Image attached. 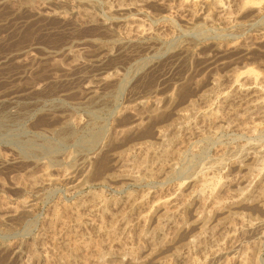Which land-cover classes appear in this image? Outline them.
<instances>
[{
	"label": "rangeland",
	"instance_id": "1",
	"mask_svg": "<svg viewBox=\"0 0 264 264\" xmlns=\"http://www.w3.org/2000/svg\"><path fill=\"white\" fill-rule=\"evenodd\" d=\"M168 3L0 0V264H46L44 256L47 264H93L81 254L68 256L65 243L69 237L101 241L97 223L108 229L112 216L109 229L121 232L123 221L117 219L121 210L128 213V195L160 194L203 167L215 166L206 183L223 198L235 187L217 181L230 171L233 156H244L251 142L264 148V119L256 112L245 113L237 99L212 102L224 106L228 125L209 123L197 111L205 108L204 97L230 85L231 74L247 68L264 73V19L247 20L228 32L219 29V22L196 27L186 22L190 12L180 9L178 0ZM117 4L131 8L107 10ZM137 27L150 31V38L128 42ZM215 42L237 49L217 53ZM249 119L262 131L253 136L241 131L240 125ZM159 130L165 134L163 141L157 137ZM147 145L160 154L167 150L176 172L139 182L119 178L126 168L124 158L140 160ZM222 148L227 151L220 163ZM179 153L182 157L176 156ZM254 163L250 161V166ZM242 174L234 168L230 176L237 179ZM93 197L109 205L107 212L89 213L86 205ZM196 208L191 204L188 212ZM236 210L227 219L207 224L205 240L189 249L188 231L179 233L180 243L173 247L162 241L173 235L169 228L165 238L140 239L139 230L130 232V244L138 249L161 247L163 264H234L230 256L242 254L250 256L246 264H264V226L236 232L232 240L224 238L229 219L239 227L238 212L258 222L264 219V210L253 203ZM55 213L61 215L58 224L51 221ZM128 214L125 222L134 219ZM76 216L84 221L81 225ZM191 228L194 235L198 228ZM219 241L229 254L207 258ZM120 260L110 257L105 263L132 264Z\"/></svg>",
	"mask_w": 264,
	"mask_h": 264
},
{
	"label": "bare ground",
	"instance_id": "2",
	"mask_svg": "<svg viewBox=\"0 0 264 264\" xmlns=\"http://www.w3.org/2000/svg\"><path fill=\"white\" fill-rule=\"evenodd\" d=\"M147 1H149V2L155 1V2H158L160 4L162 3L164 5L169 4L168 3L169 0H147ZM117 5H116L117 8L113 9L112 7H110L107 10L110 13H113L114 11H121V12L125 11L126 12V11L130 10V8H131V6L129 4H128L129 6H127L126 4H123V5L117 4ZM141 7H140V9H142ZM178 7L180 9H185V10H188L190 12V17L186 18V22L188 24L196 26V27H205L206 25L212 27V26H215V24L219 22V24H220L219 29L222 31H227V32L235 30V28L245 24V22L247 20L250 21L251 19H260V18L264 19V0H178ZM248 23L249 22H247V24ZM150 35H151L150 31L146 30L145 28L137 27V29L133 35H131V36L126 35V36H128L126 38V40L128 42L138 43V42L143 41L144 39L150 38ZM158 35H159V38L161 40L165 39L163 34H158ZM173 36H175V35H173ZM214 45L216 46L217 53H218V51L224 53V52H229L234 48L237 49V46H235L233 44H228L226 46H223L222 44L215 42ZM229 81H230V85L227 86L226 89L224 88L221 93L213 94V95H209L207 97H204L205 102H206V106L203 110H197L199 115H201L204 118V120L209 122V123H212V124L224 123V125L225 124L228 125L230 123L229 121H231V120L229 119V121H228L227 118H229V117L228 116H227V118L225 117L226 112H224V114H223L222 111H223L224 106H219V105L218 106H212V102L216 99V100L220 101L221 103H223V102L226 103V101H228L230 99H235V100L237 99L238 103L240 102L241 105L242 104L244 105L243 108H244L245 113L256 112V114L258 116H260L261 118L264 119V73H258L252 68H247L246 70L237 71V72L231 74L229 76ZM151 101H153V100H151ZM231 102H230V104H231ZM235 103H237V102H235ZM142 104H143V101L138 102V105H142ZM151 107H153V106H151ZM126 109L128 110V108H126ZM129 109L131 110L132 108L130 107ZM231 109H233V107ZM224 111H226V109ZM227 113H228V111H227ZM244 116H246V115H244ZM248 118H250V117L248 116ZM236 121H237V119H236ZM239 121L241 122V120H239ZM184 125H186V124H184ZM187 126L188 125H186V127ZM240 127H241V131H244L245 133H247L250 136H253L254 134L256 135L257 134L256 132H258V131H262L261 127L258 126L254 121H251V120H250V122L242 123L240 125ZM162 132L161 131L158 132L157 137H158V139L163 141V140H165L163 138L165 134H163ZM141 149H144V147L141 146L140 150ZM232 149H234V148H232ZM249 149H251V150H249ZM164 150H166V149H164ZM219 151L221 152L219 154L220 155L219 162H220L221 156H224V153H226L227 150H226V148L225 149L222 148ZM166 152H167V150H166ZM166 152L164 151L161 154L157 153V151L153 150L151 146L147 145V146H145V152H144L145 154L142 153V157L140 158V160L136 161L137 159L136 158L133 159L132 158L133 156L131 157V155H128L125 158L123 157L124 158V164L126 165V166L125 165L124 166L126 168L123 166V168H125V169L124 170L121 169L122 172L120 171L121 173L120 174L118 173L117 176L119 178L123 179L124 181L139 182V181H142L145 179H154L158 175L159 176H162V175L167 176L170 173H174V172H176L175 163L174 162L171 163V161L168 160V158L165 155ZM173 152L174 151L170 152V154ZM182 154L179 153L176 156L182 157ZM136 157H138V156H136ZM174 157L175 156H172V159ZM216 157H217V155H216ZM263 157H264V148H262L261 145H258L256 143H252V142L248 145L247 151L245 152L244 156H233V158L229 162L230 171L225 173V176L223 179L222 178L219 180L217 179L218 180L217 182H218V184H220V186H223V187L224 186H228V187L232 186V188L235 187L233 192L229 191V194L224 195L225 197L222 196L223 198L220 197L221 196L220 194H219V197H220L219 198L212 190H210L212 188H209L208 187L209 185L206 183V180H207L206 178L209 176L210 172L214 169L215 166L203 167L194 176H192L190 179H188L186 182H181L180 184L173 186V188H171V190H168L166 192H163L160 194H159V192H158V194H155V193L151 194L150 193L148 196H141V197H134L133 195L132 196L128 195L126 197L127 198L126 203L128 204V213H131L130 217H132V215H134V219L131 221L130 220L127 221V219H126V222H125L124 219L126 218V215H129V214L126 212L122 213V210H121L122 214L118 212L120 214V216H119L120 218L117 219V221L118 220L123 221L122 222L123 225L121 227V232H116L115 230L109 229L110 223L109 224H107V223L112 219V217H113L112 216L111 219L110 220L108 219L109 221L107 220V223H106V226H108V229L104 228L105 227V226H103L104 223L102 225L97 223V228H98L97 234L99 235V237L101 236V239H100L101 241H99V242L91 241V240L90 241L89 240H83V238L78 239L79 237H77V236H76L77 237L76 240H72L71 237L68 238L67 236H65L68 238L67 243H65L67 246L66 250H68L67 255L73 256L75 254L76 255L81 254L83 257L92 258L93 264H104L105 261L110 259V257L111 258L112 257H116V258L118 257V259H121L122 261L126 260L132 264H141L142 262H145L148 259H150V261L154 262V264H163V260H162V258H160V257H162V256H160V253L163 250L161 247L160 248L159 247H156V248H146V247L142 248L141 247V249H138L140 247L136 248L137 246L134 247L133 243L130 244V238H131V237L129 238L130 232H133V231L138 232V230H139L138 235H139L140 239H146V238H149L150 236L153 238L154 237L165 238L164 237L165 236V230H167V228L172 229L174 231L172 233L173 235L170 234L171 235L170 240L166 241V238H165L162 241L165 242V244L167 243L166 244L167 246L170 245L173 247L176 245L175 244L176 241H178L177 239H178L179 233L183 232V231H185V232L188 231L186 233L187 236L185 237V240H186L187 248L189 249L192 245H194L198 242H201L202 240H205L206 230H207L205 227L207 224H210L212 221L214 222V220H216V219H227V218H229V216L231 214L233 215V213L237 212L236 209L238 208V206H240V205L243 206V205H248L250 203H253L255 206L264 210ZM172 159L170 158V160H172ZM250 161L256 162V163H254L255 165L250 166ZM234 168L242 171L243 174L240 176V178L235 179L233 176H230L231 172L233 171ZM215 169H216V167H215ZM66 174H67V172H66ZM65 177L70 178V176L67 177L66 175H65ZM158 178H160V177H158ZM93 198L94 199L88 205L85 204L86 207L89 208V213L95 214V213H98L99 211H101L102 213L107 212L109 205L107 207L105 205L106 203H104V202H103L104 204L98 203L97 198H95V197H93ZM124 200H126V199H124ZM191 204H197L198 208H196L194 210L192 209L193 210L192 212H188V209L190 208ZM194 206L196 207V205H194ZM66 208H67V206H66ZM111 209H113V208H111ZM65 211H66V209H65ZM79 211H80V209H79ZM76 212L77 211L75 210V213ZM75 213H72V214H75ZM113 213H114V211H113ZM243 213L238 212V214L236 215V218L234 216L235 220L237 219V221L239 222V227H237L235 224L229 222L230 219L227 221V223H226L227 230H226V232H224V234H225L224 238H226V240H227V238L231 239V240L234 239L236 232H243L245 234V232L246 233L253 232L254 230L264 226V219H261L258 222H251L248 219H246V217L244 216ZM114 215L116 216V214H114ZM60 216L61 215H59L58 213H55L52 216L51 221H54L56 224H58L57 222H59ZM93 216H95V215H93ZM79 217H81V215H79ZM130 217H129V219H130ZM71 218H73V217H71ZM75 218H78V216H76ZM81 218H83V217H81ZM81 218L77 219V222H76V224L78 223L77 225H81L84 222ZM62 219H63V217H62ZM64 220H66V219H64ZM114 220L116 221V219H114ZM157 220H159V221H157ZM91 221H92V219H91ZM115 221H113V223ZM154 221L158 222V223L156 225H154V223H155ZM119 223L120 222H118V224ZM120 225H121V223H120ZM114 226H115V224H114ZM191 227H193V230H196L198 228L197 232L194 235H191V233L193 232L190 230ZM118 228L120 230V227H118ZM122 228H123V230H122ZM149 231H151V232L148 234L147 232H149ZM65 234H66V232H65ZM166 236L168 237L167 234H166ZM73 237H75V236H73ZM135 237H136V233H135ZM190 237H193V238H190ZM67 238H65V239H67ZM133 240H136V239H134V237H133ZM160 241H161V239H160ZM131 242H133V241H131ZM139 242H138V244H139ZM145 242L146 241L144 240L143 243L145 244ZM177 243H180V242L178 241ZM142 246H143V244H142ZM229 251H230V249H228L223 243H221V241H219V242H217L215 247L211 248V250H210L211 256L209 255L207 258H211V257L212 258H220L226 253L229 254ZM62 254L64 255V253H62ZM162 254H163V251H162ZM65 255H66V253H65ZM255 256H256V254H255ZM37 257H38V255H37ZM44 257H46V260H45L46 264L49 263V262H47L48 256H44ZM249 257H247L244 254L233 255V256H230V261H231V263H234V264H246L248 262V261H246V258H249ZM254 257H252V258L254 259ZM92 259H91V261H92ZM89 261H90V259H89ZM253 261H255V260H253ZM122 263H124V262H122ZM190 264H196V263L190 262Z\"/></svg>",
	"mask_w": 264,
	"mask_h": 264
}]
</instances>
